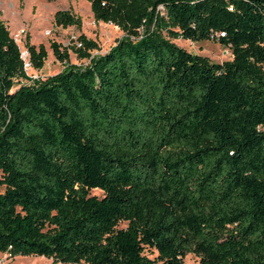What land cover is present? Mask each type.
I'll list each match as a JSON object with an SVG mask.
<instances>
[{
  "label": "trees",
  "instance_id": "16d2710c",
  "mask_svg": "<svg viewBox=\"0 0 264 264\" xmlns=\"http://www.w3.org/2000/svg\"><path fill=\"white\" fill-rule=\"evenodd\" d=\"M85 1L124 36L95 57L80 36L88 64L44 80L29 79L0 20V254L264 264V0ZM54 24L80 20L58 11ZM175 40L213 41L232 59ZM26 41L41 71L46 50Z\"/></svg>",
  "mask_w": 264,
  "mask_h": 264
},
{
  "label": "rangeland",
  "instance_id": "374dc122",
  "mask_svg": "<svg viewBox=\"0 0 264 264\" xmlns=\"http://www.w3.org/2000/svg\"><path fill=\"white\" fill-rule=\"evenodd\" d=\"M58 11H68L80 20V27L66 29L54 24V15ZM0 20L7 27L11 37L17 43L24 62H28L25 48L26 38L28 43L38 47L44 46L47 58L41 71L32 68L26 69V74L31 80H44L62 72L67 66H85L88 61L81 60L73 50L80 36L95 43L97 48L91 56L105 54L115 42L124 34L111 24L95 22L90 11V6L85 0H0ZM179 47L208 62L221 64L232 59L230 51L213 41L190 42L183 40L174 41ZM55 43L61 49H66L69 55L67 64L58 62L51 50ZM31 81H20L19 84H30ZM18 85V83H17ZM92 196L102 197V192L93 190ZM125 227L124 224L120 225ZM0 264H53L52 260L38 256H15L0 254ZM183 264H199L193 255H187Z\"/></svg>",
  "mask_w": 264,
  "mask_h": 264
},
{
  "label": "built area",
  "instance_id": "2783aa9c",
  "mask_svg": "<svg viewBox=\"0 0 264 264\" xmlns=\"http://www.w3.org/2000/svg\"><path fill=\"white\" fill-rule=\"evenodd\" d=\"M79 46V45H78ZM21 58H22V54H21ZM23 60V58H22ZM24 61V60H23ZM30 67L29 61L28 62H24V69L26 71V69H28ZM31 68V67H30Z\"/></svg>",
  "mask_w": 264,
  "mask_h": 264
}]
</instances>
